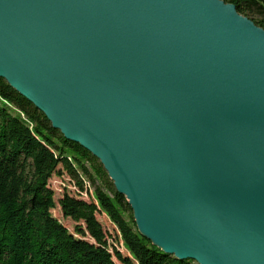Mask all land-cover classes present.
<instances>
[{
    "label": "water",
    "instance_id": "1",
    "mask_svg": "<svg viewBox=\"0 0 264 264\" xmlns=\"http://www.w3.org/2000/svg\"><path fill=\"white\" fill-rule=\"evenodd\" d=\"M0 78L95 156L139 233L264 264V28L224 0H0Z\"/></svg>",
    "mask_w": 264,
    "mask_h": 264
},
{
    "label": "trees",
    "instance_id": "2",
    "mask_svg": "<svg viewBox=\"0 0 264 264\" xmlns=\"http://www.w3.org/2000/svg\"><path fill=\"white\" fill-rule=\"evenodd\" d=\"M224 1L264 28V0ZM64 175L68 180L59 196L51 180ZM57 205L73 229L52 214ZM117 262L197 264L143 237L100 161L0 78V264Z\"/></svg>",
    "mask_w": 264,
    "mask_h": 264
},
{
    "label": "rangeland",
    "instance_id": "3",
    "mask_svg": "<svg viewBox=\"0 0 264 264\" xmlns=\"http://www.w3.org/2000/svg\"><path fill=\"white\" fill-rule=\"evenodd\" d=\"M68 178L67 176H63V178H59V177H52V187L55 189V191L57 192L56 194L61 196L62 194V189L64 187V184L67 182ZM56 195V196H57ZM58 197V196H57ZM52 214L58 218L64 225H66L69 229H73L74 223L67 218H64L61 214V211L58 207V205L52 210ZM98 219L102 222L104 228H108L110 230H112L113 228L111 227L110 222L107 220V218H105L103 215H99ZM116 233V232H115ZM116 264H119L118 262Z\"/></svg>",
    "mask_w": 264,
    "mask_h": 264
}]
</instances>
